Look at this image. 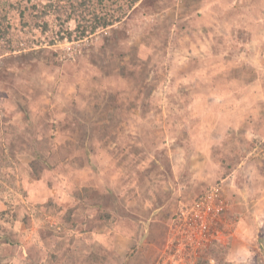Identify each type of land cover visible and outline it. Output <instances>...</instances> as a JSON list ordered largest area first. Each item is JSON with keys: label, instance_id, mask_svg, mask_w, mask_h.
I'll use <instances>...</instances> for the list:
<instances>
[{"label": "rangeland", "instance_id": "obj_1", "mask_svg": "<svg viewBox=\"0 0 264 264\" xmlns=\"http://www.w3.org/2000/svg\"><path fill=\"white\" fill-rule=\"evenodd\" d=\"M28 18L0 55V264H264V0H140L83 39Z\"/></svg>", "mask_w": 264, "mask_h": 264}, {"label": "trees", "instance_id": "obj_2", "mask_svg": "<svg viewBox=\"0 0 264 264\" xmlns=\"http://www.w3.org/2000/svg\"><path fill=\"white\" fill-rule=\"evenodd\" d=\"M139 1L0 0V55L13 52L15 50L14 42L21 43L19 40L13 39V30L18 29L15 28L18 24L22 26L18 25L19 27L30 32L28 21L23 23L22 19L26 20L29 17L28 19L35 26H32L34 31L47 35L46 38L58 30V36L63 40L66 38L83 39L91 36L100 28H109L121 22ZM61 16L67 17L62 20ZM70 20L76 22L74 29L67 28V21ZM14 25L16 26L14 27ZM7 163L8 159L1 157L0 167ZM10 209L11 207L1 217H6ZM103 217L104 215L101 216V218Z\"/></svg>", "mask_w": 264, "mask_h": 264}, {"label": "crops", "instance_id": "obj_3", "mask_svg": "<svg viewBox=\"0 0 264 264\" xmlns=\"http://www.w3.org/2000/svg\"><path fill=\"white\" fill-rule=\"evenodd\" d=\"M85 249V248H84ZM132 250H135V248H131ZM130 250V249H129ZM58 251H59V249H54V248H52V255H53V257H54V259H56V262H59V264H65L66 262H65V260H64V257L61 255V257L60 256H58ZM85 251V250H84ZM86 251L88 252V254H87V256H85V260H89L90 259V257H89V255L90 254H92L91 253V250L90 249H86ZM85 251V252H86ZM83 253V252H82ZM63 261V262H62ZM79 264H82L81 262H79Z\"/></svg>", "mask_w": 264, "mask_h": 264}]
</instances>
